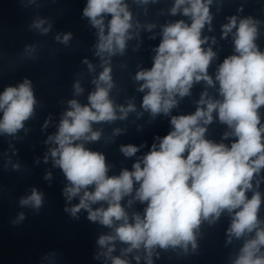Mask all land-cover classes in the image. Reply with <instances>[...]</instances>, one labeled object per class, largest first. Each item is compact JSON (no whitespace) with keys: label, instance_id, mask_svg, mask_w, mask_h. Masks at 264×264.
Instances as JSON below:
<instances>
[{"label":"clouds","instance_id":"1","mask_svg":"<svg viewBox=\"0 0 264 264\" xmlns=\"http://www.w3.org/2000/svg\"><path fill=\"white\" fill-rule=\"evenodd\" d=\"M210 3L211 0H175L172 13L175 14L182 5H188L183 8V13L192 18L191 25L178 21L164 27L152 68L136 74L135 79L144 82L139 90H148L142 107L150 110L153 116L161 112L167 115L176 105L175 95H187L194 81L213 84L207 69L215 54L211 49L205 51L201 47L207 39H201V29L212 18ZM109 14L111 19L105 34L104 20ZM83 15L98 29V55L123 52L128 30L132 27L131 14L124 0H88ZM42 24L43 21H38L34 26L40 28ZM236 24V18L232 17L223 26L224 34L231 32ZM256 31L251 18L240 20L234 41L238 55L226 58L216 74L223 100L205 101L202 96L199 103L206 104V108L198 107L194 114L172 117L173 130L163 138L157 137L159 145L153 144L143 160L134 163L131 172L123 170L119 176L109 177L103 154L86 149L83 143H74L98 140L100 133L92 131V122L117 118L109 99L112 87L110 67H104L98 80L94 81L97 89L89 95L88 105L69 101L71 110L64 114L57 134L48 138L58 145L51 150V156L70 182L64 189L67 199L72 200L83 193L79 204L65 211L75 216L85 209L90 221L108 227H112L114 221H123L115 228V235L99 238L100 246L119 239L129 245L125 251L131 252L143 245L147 264H152V252L157 245L161 248L181 245L186 249L191 243L195 249L193 230L198 228L202 219L219 218L226 209L232 214L228 229L230 236L239 238L257 229L255 238L244 244L233 264H264V253L260 251L264 246V229L258 228L260 221L257 218L261 197L258 192L251 199L246 196V192L252 189L254 173L264 168V125H260L258 113L264 105V53L254 44ZM70 38V33L65 34L62 42L67 43ZM56 39L61 38L57 36ZM75 87L77 93L82 91L79 84ZM35 104L28 79L16 87H6L0 93V112L3 113L0 133L15 134L33 114ZM134 110L132 104L120 107V119ZM213 111H217L219 120L232 129V132L225 133V138L229 135L237 138L230 147L204 138L206 128L201 124L212 122ZM121 151L130 157L138 148L121 146ZM134 181L139 183L135 199L147 202V207L143 218L135 214L134 222L129 223L120 201L132 193ZM89 186L94 190L89 191ZM100 201L107 202L108 207L93 210L91 205ZM20 203L38 209L42 204V193L33 188L31 195L22 198ZM23 218L21 213L19 219ZM113 250L109 247L106 255ZM136 259L140 258L137 256ZM112 264L128 262L114 257Z\"/></svg>","mask_w":264,"mask_h":264}]
</instances>
